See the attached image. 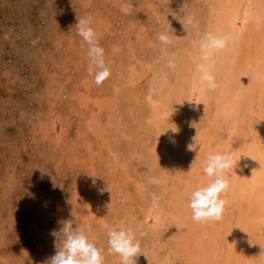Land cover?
<instances>
[{"label":"rangeland","instance_id":"obj_1","mask_svg":"<svg viewBox=\"0 0 264 264\" xmlns=\"http://www.w3.org/2000/svg\"><path fill=\"white\" fill-rule=\"evenodd\" d=\"M78 16L104 49L99 86ZM206 33L229 37L214 91L197 70ZM263 36L264 0H0V264H47L67 221L105 264H121L114 227L133 230L137 264H264ZM217 153L239 166L222 219L197 222L189 197Z\"/></svg>","mask_w":264,"mask_h":264},{"label":"clouds","instance_id":"obj_2","mask_svg":"<svg viewBox=\"0 0 264 264\" xmlns=\"http://www.w3.org/2000/svg\"><path fill=\"white\" fill-rule=\"evenodd\" d=\"M77 20L78 35L89 45V72H92L93 65L96 66L98 70L95 72V83L99 86L110 76V70L105 65L104 49L99 44L96 32L90 26V19L78 16ZM188 22L192 23V19L189 18ZM157 39L164 45L171 43V37L165 33H158ZM228 40L229 37L227 36L206 33L201 41L200 58L203 63L197 65V70L201 74V83L209 90H215L218 87L215 76L209 71V62L213 60L216 52L224 50L228 46ZM168 67L175 69V62L169 60ZM171 130L177 132L174 129ZM189 147L192 148L191 145ZM239 162L235 153H217L207 157L203 171L212 178V182L191 192L188 206L192 211L193 220L205 223L222 219L226 203L222 196L229 189V182L225 178V174H231L239 166ZM61 233L65 236L63 245L57 248L55 255L49 259L47 264H105V258L102 255L103 250L97 248L78 225L74 227L71 221L63 222ZM52 235L56 236L57 233L54 231ZM108 244L109 252L118 254L121 264H137L136 258L140 256L138 254L141 251V245L136 240L131 228L117 229L114 227L110 229ZM259 257H264V249H262Z\"/></svg>","mask_w":264,"mask_h":264},{"label":"bare ground","instance_id":"obj_3","mask_svg":"<svg viewBox=\"0 0 264 264\" xmlns=\"http://www.w3.org/2000/svg\"><path fill=\"white\" fill-rule=\"evenodd\" d=\"M225 1H227V0H225ZM215 2H216V1H215ZM223 3H224V2H223ZM230 3H231V2H230ZM218 5H219V4H218ZM223 5H224V4H223ZM226 6H227V4H226ZM220 7H221V6H220ZM222 7H223V6H222ZM226 8H227V7H226ZM229 9H230V8H229ZM233 9H234V8H233ZM220 10H221V9H220ZM226 10H227V9H226ZM226 10H224V11L226 12ZM235 10H236V9H235ZM224 11H223V12H224ZM228 11H229V10H228ZM226 13H228V12H226ZM233 14H234V13H233ZM216 15H217V14H216ZM220 15L222 16L223 14H220ZM238 15H239V14H238ZM234 16H235V15H234ZM249 18H250V15H249ZM222 19H223V18H222ZM231 21H232V19H231ZM237 21H238V20H237ZM244 23H245V22H244ZM225 24H226V23H225ZM228 24H229V23H228ZM229 25L231 26L232 23L229 24ZM214 27H215V26H214ZM248 27H251V26H248ZM230 28H231V27H230ZM244 29H245V28H244ZM248 29H250V28H248ZM248 29H247V30H248ZM219 31H220V30H219ZM235 31H236V30H235ZM239 31H240V30H239ZM242 31H243V30H242ZM244 31H245V30H244ZM249 31H250V30H249ZM245 32H246V31H245ZM216 34H217V33H216ZM249 35H250V34H249ZM256 35H257V34H256ZM218 36H219V35H218ZM260 36H262V35H259L258 37H260ZM250 37H251V36H250ZM263 37H264V36H263ZM263 37H262V38H263ZM239 38H240V37H239ZM253 42H254V41H253ZM263 42H264V40H263ZM253 44H254V43H253ZM261 45H262V44H261ZM263 46H264V45H263ZM229 48H230V46H229ZM259 48H260V47H259ZM263 49H264V48H263ZM228 51H229V50H228ZM237 51H238V50H237ZM231 52H232V51H231ZM216 53H217V52H216ZM258 53H259V52H258ZM217 54H218V53H217ZM263 54H264V50H263ZM229 55L232 56L230 53H229ZM229 55H228V56H229ZM235 55H236V54H235ZM215 57H216V56H215ZM233 60H234V59H233ZM233 60H231V61L234 62ZM214 61H215V60H214ZM215 62H216V61H215ZM254 62H255V61H254ZM211 63H212V62H211ZM246 64H247V63H246ZM263 64H264V63H263ZM263 64H262V65H263ZM244 65H245V64H244ZM246 66H247V65H246ZM257 66H259V65L257 64ZM257 66H256V68H257ZM260 66H261V64H260ZM244 67H245V66H243V68H244ZM248 67H249V65H248ZM252 67H254V65H253ZM218 68H219V67H218ZM245 68H246V67H245ZM245 68H244V69H245ZM262 68H263V67H262ZM222 69H224V68H222ZM252 69H253V68H252ZM260 69H261V68H260ZM260 69H258V70H260ZM225 70H226V69H225ZM231 70H232V69H230L229 72H230ZM245 70H246V69H245ZM250 70H251V68H250ZM253 70H255V69H253ZM253 70H251V71H253ZM215 71H217V70H215ZM221 71H222V70H221ZM227 71H228V70H227ZM234 71H235V70H234ZM251 71H250V72H251ZM218 72H219V71H218ZM218 72H217V73H218ZM235 72H236V71H235ZM254 72H257V71L255 70ZM263 72H264V71H263ZM195 73H196V72H195ZM217 73H215V74H217ZM225 73H226V72H225ZM231 73H232V72H231ZM237 73H238V72H236L235 74H237ZM243 73H245V72H243ZM243 73H242V74H243ZM198 74H199V73H198ZM219 74H220V73H219ZM232 74H233V73H232ZM242 74H241V77H242ZM245 74L247 75V73H245ZM255 74H256V73H255ZM223 75H225V74H223ZM233 75H234V74H233ZM256 75H257V74H256ZM218 76H220V75H218ZM238 76H240L239 73H238ZM197 77H198V76H197ZM199 77H200V76H199ZM215 77H216V76H215ZM223 77H225V76H223ZM223 77H221V78L223 79ZM246 77H247V76H246ZM226 78H227V77H226ZM235 78H236V77H235ZM198 79H199V78H198ZM247 79L249 80V78H247ZM253 79H254V78H253ZM195 80H196V79H195ZM216 80H217V79H216ZM229 80H231V78H230ZM251 80H252V79H251ZM224 82H225V80H224ZM224 82H223V83H224ZM227 82H228V81H227ZM227 82H226V83H227ZM234 82H237V80H236V81L234 80ZM253 82H254V81H253ZM232 83H233V82H232ZM232 83H231V84H232ZM243 83H244V82H243ZM199 84H200V83H199ZM227 84L229 85V83H227ZM251 84H252V83H251ZM256 84H257V82H256ZM200 85H201V84H200ZM224 85H225V83L223 84V86H224ZM231 86H232V85H231ZM250 86H252V85H250ZM255 86H256V85H255ZM201 87H202V85L200 86V88H201ZM203 87H204L203 91H205V88H206V87H205V86H203ZM224 87H226V86H224ZM224 87H223V88H224ZM262 87H264V86H262ZM220 88H221V87H220ZM223 88H222V89H223ZM217 89H218V88H217ZM249 89H250V88H249ZM256 89H257V87H256ZM261 89H262V88H261ZM201 90H202V88H201ZM223 90H224V89H223ZM252 90H253V89H252ZM252 90H250V91L252 92ZM262 90H263V89H262ZM262 90H261V93H262ZM207 91H208V89H207ZM212 91H214V90H212ZM248 91H249V90H248ZM258 91H260V90L258 89ZM227 92L229 93L230 91H227ZM236 92H237V91H236ZM202 93H203V92H202ZM210 93H211V92H210ZM228 93H226V97L228 96V95H227ZM230 93H232V92H230ZM261 93H260V95H261ZM255 94H257V93L255 92ZM205 95H206V94H205ZM220 95H221V94H220ZM220 95H218V96H220ZM252 95H253V93H252ZM262 95H264V93H263ZM203 96H204V93H203ZM257 96H258V95H257ZM257 96H256V97H257ZM224 97H225V96H224ZM256 97H255V98H256ZM258 97H260V96H258ZM218 98H219V97H218ZM253 99H254V97H253ZM183 100H184V99H183ZM220 100H222V99H220ZM262 100H264V99H262ZM181 101H182V99H181ZM252 101H253V100H252ZM237 102H238V101H237ZM260 102H261V101H260ZM262 102H263V101H262ZM221 103H223V102H221ZM254 103H255V102H254ZM191 104H192V103H191ZM202 105H203V104H202ZM248 105H249V104H248ZM250 105L253 106V103L250 104ZM259 105H260V104H259ZM237 106H238V104H237ZM251 106H250V107H251ZM244 108H245V107H244ZM238 109H239V108H238ZM221 110H222V109H221ZM229 110H230V109H229ZM231 111H232V110H231ZM228 113H229V112H228ZM262 113H263V112H262ZM229 115H230V113H229ZM260 116H261V115H260ZM230 119H231V118H230ZM263 120H264V119H263ZM232 121H233V120H232ZM262 139H264V131L262 132V135H261V140H262ZM258 140H259V139H258ZM254 145H255V144H254ZM263 145H264V144H263ZM262 147H263V146H262ZM252 151H253V150H252ZM258 155H259V153H258ZM256 159H257V158H256ZM255 162H256V161H255ZM251 163H252V162H251ZM255 164H256V163H255ZM191 169H192V168H191ZM254 169H255V168H254ZM193 170H194V169H193ZM256 172H257V171H256ZM251 174H252V173H251ZM231 176H232V175H231ZM251 176H252V175H251ZM262 176H263V175H262ZM241 177H242V176H241ZM241 177H240V178H241ZM236 180H237V179H236ZM241 180H243V179H241ZM245 181H247V182L245 183L246 188H247V187L249 188V187H250V184H251L252 182H253V183L255 182L254 179H253V177H252V178H249L248 180H245ZM245 181H244V182H245ZM256 181H258V180H256ZM234 182H235V181H234ZM239 182H240V181H239ZM236 183H237V181H236ZM236 183H235V185H236ZM237 184H238V183H237ZM255 184H256V183H255ZM262 184H263V183H262ZM241 185H243V184H241ZM232 186H233V184H232V185L230 184V187H232ZM239 186H240V184H239ZM234 187H235V186H234ZM234 187H232L231 190H232ZM242 187H243V186H242ZM240 188H241V187H240ZM238 189H239V187H237V190H238ZM249 189H250V188H249ZM255 189H256V188H255ZM233 190H234V189H233ZM245 190H246V189H245ZM245 190H244V191H245ZM234 191H236V190H234ZM238 191H239L238 193H240V196H241V195H242V194H241V193H242L241 190H238ZM242 191H243V190H242ZM250 191H252V188H251V190H248L249 193H250ZM253 191H254V190H253ZM246 192H247V191H246ZM254 192H257V191H254ZM254 192H253V193H254ZM230 193H231V192H230ZM236 193H237V192H235L234 194H236ZM231 194H232V193H231ZM257 194L260 195V193H257ZM236 195L238 196V194H236ZM244 195H245V194H244ZM248 195H249V194H248ZM253 195H254V194H253ZM255 195H256V193H255ZM258 195H256V196H258ZM237 196H236V197H237ZM256 196L254 197V199L256 198ZM232 197H233V195L231 196V198H232ZM241 197H243V196H241ZM234 198H235V197H234ZM238 198H239V197H237V199H238ZM248 198H249V196H248ZM259 198H260V197H259ZM241 199H242V198H241ZM233 200L236 201L235 199H233ZM247 200H248V199H247ZM252 200H253V199H252ZM237 201H238V200H237ZM254 201H255V200H254ZM256 201H257V200H256ZM236 203H237V202H236ZM244 203H245V202H244ZM246 204H247V203H246ZM254 204H255V203H254ZM234 205H235V204H234ZM244 209H246V208H244ZM239 213H240V212H239ZM251 244H252V243H251Z\"/></svg>","mask_w":264,"mask_h":264}]
</instances>
